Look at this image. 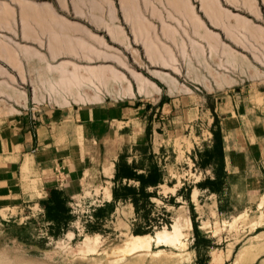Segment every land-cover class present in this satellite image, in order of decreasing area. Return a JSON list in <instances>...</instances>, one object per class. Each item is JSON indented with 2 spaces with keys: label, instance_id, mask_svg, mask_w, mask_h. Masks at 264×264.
Segmentation results:
<instances>
[{
  "label": "crops",
  "instance_id": "obj_1",
  "mask_svg": "<svg viewBox=\"0 0 264 264\" xmlns=\"http://www.w3.org/2000/svg\"><path fill=\"white\" fill-rule=\"evenodd\" d=\"M0 9V210L67 217L73 199L104 185L113 204L130 199L126 190L146 201L197 114L191 96L201 106L213 92L222 95L202 164L211 177L197 190L215 197L218 215L240 194L258 209L264 0H0ZM253 231L248 258L264 264V223Z\"/></svg>",
  "mask_w": 264,
  "mask_h": 264
},
{
  "label": "rangeland",
  "instance_id": "obj_2",
  "mask_svg": "<svg viewBox=\"0 0 264 264\" xmlns=\"http://www.w3.org/2000/svg\"><path fill=\"white\" fill-rule=\"evenodd\" d=\"M198 95L202 98L204 92ZM221 95L213 92L206 103L200 102L201 106L197 94L191 96L190 107L197 110V116L192 115L190 127L176 136L174 146H169L159 171V175L165 174V181L148 191L146 201L141 200V193L126 190L123 195L129 194L130 199L113 204L102 190L94 188L69 203L67 217L58 212L43 214L38 208L0 211V264H251L248 256L236 262V257L233 260L229 255L238 253L255 233L247 221H239L238 217L246 213L249 218L259 214L264 218V199L256 209L247 205L239 192L241 196L233 200L236 210L218 215L215 197L197 190L199 182L211 177L202 164L212 158L206 153L214 144L213 124L208 119L212 117L214 99ZM134 202L139 203L136 211ZM178 216L189 217L192 225L191 230L185 229L183 249L153 243L152 252L161 250L156 255H125L118 262L111 257L129 235L169 229ZM85 236L99 237L97 252H78Z\"/></svg>",
  "mask_w": 264,
  "mask_h": 264
},
{
  "label": "bare ground",
  "instance_id": "obj_3",
  "mask_svg": "<svg viewBox=\"0 0 264 264\" xmlns=\"http://www.w3.org/2000/svg\"><path fill=\"white\" fill-rule=\"evenodd\" d=\"M20 8L22 9V7H20ZM24 8H26V7H24ZM2 14H4V12ZM80 46H81V44H80ZM61 66H63V65H61ZM91 71H94V70H91ZM91 71H88V73H90V78L94 77V78H97V80H99L98 79L99 75H100V79H101V78H103L102 77V73L104 75L106 74L104 71H101V73L97 72V70L94 71L93 73H91ZM62 74H65V72L64 73L62 72ZM112 75H113V73H112ZM112 75L110 76V78L112 77ZM127 87H128V85L126 86V88ZM143 89H145V87ZM139 90L141 92L140 86H139ZM110 172H111V165L107 166L104 169V174L105 175H107V176L110 175ZM101 190L104 193V196H106L108 198L110 197V188H109L108 185L102 186ZM195 195H196V191L193 193V198H195ZM260 204H262V203H260ZM0 211L2 213H4V210H0ZM238 219H239V221H247L246 223H249L253 228L256 227V226H260V225H262L264 223V218H263L262 214H259L255 218H249L248 214L243 213L242 215H240L238 217ZM236 222L237 221H235L234 223H236ZM224 223L228 224L230 227H234V225H235L232 222H227V221H225ZM185 229L186 230H191L192 229V225H191V221H190L189 217H185L184 218L182 216H178L175 219V221L171 224L169 229L164 228L162 230L156 231L154 234H148L147 233V234H142V235H133V234L129 235V237L124 241L123 245L121 247L117 248L116 250H114V252H113L111 257L113 259H115V262H118V261L122 260V258L125 255H133V254H141V253H153V255H156L159 252H161V250H159L158 253L157 252H152L151 251V245L153 243L169 245V246L171 245V246L178 247L181 250L184 247H186V244L183 241L184 237H186ZM255 236H254V238L252 240L250 239L251 241H249V243H247L245 246H243L240 249L239 252L237 251L238 253H237V256H236V262L238 260H240V259H243L244 257H247L249 255H253V251H255L254 247H255L256 243L259 241V237L258 236L255 237ZM99 244H100V241H99V237L98 236H95V237L85 236L84 240L82 241V245L80 246L78 252L81 255H85L87 253H95V252H97V248H98L97 246ZM262 251H264V249L259 250V252H262ZM229 253H230V249L227 252V256L229 255Z\"/></svg>",
  "mask_w": 264,
  "mask_h": 264
},
{
  "label": "trees",
  "instance_id": "obj_4",
  "mask_svg": "<svg viewBox=\"0 0 264 264\" xmlns=\"http://www.w3.org/2000/svg\"><path fill=\"white\" fill-rule=\"evenodd\" d=\"M147 197H148V195H147ZM135 203V202H134Z\"/></svg>",
  "mask_w": 264,
  "mask_h": 264
},
{
  "label": "built area",
  "instance_id": "obj_5",
  "mask_svg": "<svg viewBox=\"0 0 264 264\" xmlns=\"http://www.w3.org/2000/svg\"><path fill=\"white\" fill-rule=\"evenodd\" d=\"M60 178V177H59Z\"/></svg>",
  "mask_w": 264,
  "mask_h": 264
}]
</instances>
